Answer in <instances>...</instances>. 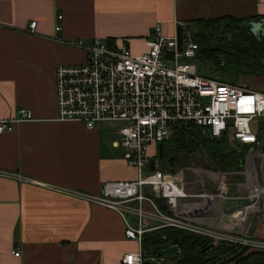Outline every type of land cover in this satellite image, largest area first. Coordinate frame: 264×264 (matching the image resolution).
Returning <instances> with one entry per match:
<instances>
[{
	"label": "crops",
	"instance_id": "0c3cea01",
	"mask_svg": "<svg viewBox=\"0 0 264 264\" xmlns=\"http://www.w3.org/2000/svg\"><path fill=\"white\" fill-rule=\"evenodd\" d=\"M222 15L264 19V0H0V118L20 107L33 117L0 132V264H121L137 247L114 210L69 193L136 175L116 123L56 119L54 67L84 59L71 41H125L137 53L155 24L171 34L176 21ZM249 219L264 240V216Z\"/></svg>",
	"mask_w": 264,
	"mask_h": 264
},
{
	"label": "built area",
	"instance_id": "2783aa9c",
	"mask_svg": "<svg viewBox=\"0 0 264 264\" xmlns=\"http://www.w3.org/2000/svg\"><path fill=\"white\" fill-rule=\"evenodd\" d=\"M34 23L29 22V27ZM71 43L82 48L84 59L54 67L56 119L76 121L86 128L116 123L115 143L136 172L133 179L103 181L97 194L69 191L120 215L124 237L137 243L135 250L120 256V263L173 264L176 247L173 253L169 249L150 253L141 243L145 233L165 227L212 243L225 240L264 248V240L249 235L252 224L247 221L264 211V92L240 80L221 81L198 73L192 62L198 47L194 26L186 21H176L171 34L153 25L145 49L137 53L125 41L99 37ZM31 119L28 108H17L0 118V132ZM181 123L198 125L210 137L227 135L245 145L240 168L212 167L203 154L205 165H200L189 160L200 152L189 151L184 154L187 161L162 170L157 144L169 139ZM167 245L173 248L175 242Z\"/></svg>",
	"mask_w": 264,
	"mask_h": 264
},
{
	"label": "trees",
	"instance_id": "16d2710c",
	"mask_svg": "<svg viewBox=\"0 0 264 264\" xmlns=\"http://www.w3.org/2000/svg\"><path fill=\"white\" fill-rule=\"evenodd\" d=\"M251 18H233L222 15L193 20L194 38L197 40L196 60L210 63L218 80L237 82L242 79L247 86L256 75L264 73V36L250 32L247 21ZM241 81V80H240ZM245 82V83H246ZM158 164L162 170H170L184 154L197 151L203 154L212 167L221 170L240 168L245 145L233 142L227 135L210 137L198 125L186 123L177 128L169 139L161 142ZM173 253L178 249L173 264H264V248L254 249L236 242L218 240L212 243L206 238L177 228H161L145 233L141 240L145 252H156L158 242L172 243Z\"/></svg>",
	"mask_w": 264,
	"mask_h": 264
},
{
	"label": "rangeland",
	"instance_id": "374dc122",
	"mask_svg": "<svg viewBox=\"0 0 264 264\" xmlns=\"http://www.w3.org/2000/svg\"><path fill=\"white\" fill-rule=\"evenodd\" d=\"M193 26H194V28H195V25L193 24ZM135 53V52H134ZM193 60V59H192ZM194 64H195V67H196V70H197V72L198 73H200V74H208V73H214L215 71H213V70H211L212 69V67H211V65H210V63H207V64H202L201 62H199L198 60H195V61H192ZM241 81H243V82H246L245 80H242V79H240ZM247 83V82H246ZM252 87V88H251ZM256 89V90H260V91H264V73L262 74V75H256V76H254L253 77V79H251V82L249 83V88H251V89H253L254 90V88ZM110 123H113V124H115L114 122H110ZM251 129H253L252 128V126H251ZM228 135L230 136V133H228ZM149 151H151V146H149ZM198 156V157H197ZM197 156L195 155V154H193V156L192 157H190L189 158V160L190 161H193V162H195V163H198V164H200V165H205L202 161H201V159H202V154H200V153H198L197 154ZM184 161H187L185 158H181L180 159V163H183ZM222 205H225L224 203H222ZM248 220H250L251 221V219H249V217H248V219H247V221ZM247 221H246V223H247ZM250 235V234H249ZM168 245H167V243H164V242H158V244H156V246H155V248L156 249H161V248H165V247H167Z\"/></svg>",
	"mask_w": 264,
	"mask_h": 264
},
{
	"label": "water",
	"instance_id": "95a60500",
	"mask_svg": "<svg viewBox=\"0 0 264 264\" xmlns=\"http://www.w3.org/2000/svg\"><path fill=\"white\" fill-rule=\"evenodd\" d=\"M247 22H248V25H249L250 32L258 33L260 36H264V19H260V20L251 19L250 21H247ZM178 32H179V28L177 27L176 28V37H177V39H178ZM178 42H179V39H178ZM180 126L182 128L185 127L184 124H182V123L180 124ZM263 149H264V147H263ZM161 153H162L161 152V143H158L157 144L156 156L162 157ZM148 168L149 169L153 168V160L151 158L149 159ZM258 214H261L262 216H264V211L259 212ZM170 248H172V246H167L165 248H161V250H168ZM142 264H155V263H152V262H149L147 260H144L142 262Z\"/></svg>",
	"mask_w": 264,
	"mask_h": 264
},
{
	"label": "flooded vegetation",
	"instance_id": "af4514ba",
	"mask_svg": "<svg viewBox=\"0 0 264 264\" xmlns=\"http://www.w3.org/2000/svg\"><path fill=\"white\" fill-rule=\"evenodd\" d=\"M161 149H162V144H161ZM162 157H163V155H162Z\"/></svg>",
	"mask_w": 264,
	"mask_h": 264
}]
</instances>
